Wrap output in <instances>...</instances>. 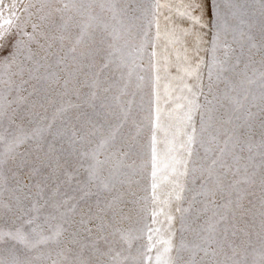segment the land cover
<instances>
[{
	"label": "snow or ice",
	"instance_id": "1",
	"mask_svg": "<svg viewBox=\"0 0 264 264\" xmlns=\"http://www.w3.org/2000/svg\"><path fill=\"white\" fill-rule=\"evenodd\" d=\"M0 264H264V0H0Z\"/></svg>",
	"mask_w": 264,
	"mask_h": 264
}]
</instances>
